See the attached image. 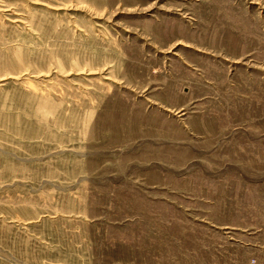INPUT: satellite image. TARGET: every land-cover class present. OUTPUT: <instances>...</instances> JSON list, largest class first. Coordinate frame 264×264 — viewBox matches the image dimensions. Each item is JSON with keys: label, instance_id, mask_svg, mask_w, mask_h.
Instances as JSON below:
<instances>
[{"label": "rangeland", "instance_id": "374dc122", "mask_svg": "<svg viewBox=\"0 0 264 264\" xmlns=\"http://www.w3.org/2000/svg\"><path fill=\"white\" fill-rule=\"evenodd\" d=\"M0 264H264V0H0Z\"/></svg>", "mask_w": 264, "mask_h": 264}]
</instances>
